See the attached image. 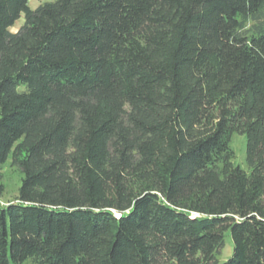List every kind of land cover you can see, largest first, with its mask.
<instances>
[{
    "label": "trees",
    "instance_id": "trees-1",
    "mask_svg": "<svg viewBox=\"0 0 264 264\" xmlns=\"http://www.w3.org/2000/svg\"><path fill=\"white\" fill-rule=\"evenodd\" d=\"M0 264H264V0H0Z\"/></svg>",
    "mask_w": 264,
    "mask_h": 264
},
{
    "label": "rangeland",
    "instance_id": "rangeland-1",
    "mask_svg": "<svg viewBox=\"0 0 264 264\" xmlns=\"http://www.w3.org/2000/svg\"><path fill=\"white\" fill-rule=\"evenodd\" d=\"M55 0H29V5L32 9L37 8L39 5L46 2H52ZM25 22V16L22 14L21 18L11 27V31L16 32ZM252 22L248 26H251ZM231 147L234 151L235 157L233 162L242 167L245 170H249V166L246 161V136L235 133L231 139ZM2 182L5 185V193L2 197L4 203L15 199L19 194V188L22 183L23 173L22 171L12 164V157L9 158L7 163L3 166L2 170ZM233 253V239L230 232L225 235L224 247L219 253L216 254L219 263H223L228 260Z\"/></svg>",
    "mask_w": 264,
    "mask_h": 264
},
{
    "label": "built area",
    "instance_id": "built-area-1",
    "mask_svg": "<svg viewBox=\"0 0 264 264\" xmlns=\"http://www.w3.org/2000/svg\"><path fill=\"white\" fill-rule=\"evenodd\" d=\"M3 203V202H2Z\"/></svg>",
    "mask_w": 264,
    "mask_h": 264
}]
</instances>
